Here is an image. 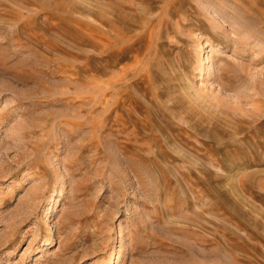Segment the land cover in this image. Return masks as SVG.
Returning <instances> with one entry per match:
<instances>
[{
    "label": "rangeland",
    "instance_id": "374dc122",
    "mask_svg": "<svg viewBox=\"0 0 264 264\" xmlns=\"http://www.w3.org/2000/svg\"><path fill=\"white\" fill-rule=\"evenodd\" d=\"M0 264H264V0H0Z\"/></svg>",
    "mask_w": 264,
    "mask_h": 264
},
{
    "label": "bare ground",
    "instance_id": "6f19581e",
    "mask_svg": "<svg viewBox=\"0 0 264 264\" xmlns=\"http://www.w3.org/2000/svg\"><path fill=\"white\" fill-rule=\"evenodd\" d=\"M53 241V240H52Z\"/></svg>",
    "mask_w": 264,
    "mask_h": 264
}]
</instances>
